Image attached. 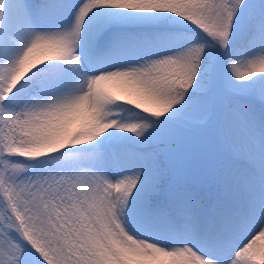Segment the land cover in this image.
Listing matches in <instances>:
<instances>
[{
	"label": "snow or ice",
	"instance_id": "snow-or-ice-1",
	"mask_svg": "<svg viewBox=\"0 0 264 264\" xmlns=\"http://www.w3.org/2000/svg\"><path fill=\"white\" fill-rule=\"evenodd\" d=\"M0 264H264V0H0Z\"/></svg>",
	"mask_w": 264,
	"mask_h": 264
}]
</instances>
